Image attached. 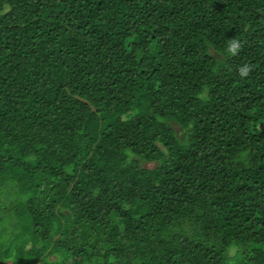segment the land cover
<instances>
[{
	"label": "trees",
	"instance_id": "16d2710c",
	"mask_svg": "<svg viewBox=\"0 0 264 264\" xmlns=\"http://www.w3.org/2000/svg\"><path fill=\"white\" fill-rule=\"evenodd\" d=\"M8 260L264 264V0H0Z\"/></svg>",
	"mask_w": 264,
	"mask_h": 264
},
{
	"label": "clouds",
	"instance_id": "9594fccd",
	"mask_svg": "<svg viewBox=\"0 0 264 264\" xmlns=\"http://www.w3.org/2000/svg\"><path fill=\"white\" fill-rule=\"evenodd\" d=\"M240 47H241V45L239 44L238 41H236L235 39H230L228 52L231 55H236L238 53V50L240 49ZM249 71H251L250 67L245 66V68L241 69V76L248 75Z\"/></svg>",
	"mask_w": 264,
	"mask_h": 264
},
{
	"label": "rangeland",
	"instance_id": "374dc122",
	"mask_svg": "<svg viewBox=\"0 0 264 264\" xmlns=\"http://www.w3.org/2000/svg\"><path fill=\"white\" fill-rule=\"evenodd\" d=\"M73 170H74V169H73L72 166H71V167H68V168L66 169V171L69 172V173L73 172ZM50 259H51V260H56L57 258H56V256H52ZM5 264H12V261H11V260H8V261L5 262Z\"/></svg>",
	"mask_w": 264,
	"mask_h": 264
}]
</instances>
